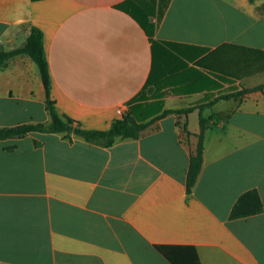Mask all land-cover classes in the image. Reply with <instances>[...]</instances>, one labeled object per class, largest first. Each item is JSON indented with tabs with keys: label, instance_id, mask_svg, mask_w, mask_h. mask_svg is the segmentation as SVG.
Masks as SVG:
<instances>
[{
	"label": "crops",
	"instance_id": "1",
	"mask_svg": "<svg viewBox=\"0 0 264 264\" xmlns=\"http://www.w3.org/2000/svg\"><path fill=\"white\" fill-rule=\"evenodd\" d=\"M32 26L57 112L84 129H109L144 89L161 107L141 108L138 122L264 84V0H0V50L21 47ZM227 52L247 65L208 80L198 64ZM45 99L29 56L0 67V127L48 121ZM249 190L262 212L230 219ZM159 245L193 246L201 264H264V88L110 146L46 132L0 139V264H171Z\"/></svg>",
	"mask_w": 264,
	"mask_h": 264
},
{
	"label": "trees",
	"instance_id": "2",
	"mask_svg": "<svg viewBox=\"0 0 264 264\" xmlns=\"http://www.w3.org/2000/svg\"><path fill=\"white\" fill-rule=\"evenodd\" d=\"M137 19V18H136ZM27 55L35 63L42 84L45 90L44 107L48 113L49 120L38 123H25L13 127H0V139L20 138L30 132H46V133H61L64 137L69 138L70 134L82 137L85 141L102 146L112 145L116 138H137L141 131L147 128L154 121L169 115V114H188L195 109L202 110L205 107H210L219 100H228L230 98L241 97L247 92L253 90H262L264 84L258 85L254 88H242L235 92L222 93L215 96L209 102L189 106L181 109H163L158 114L154 115L147 122H138L136 114L141 109L146 107L147 110L160 109V105L152 102V106L146 104L148 99L146 93L149 95L150 89L145 92V89L135 96L129 103L128 109L120 118L115 119L110 128L107 130L84 129L80 127L79 123L74 119L60 115L55 107L54 100L51 97V78L48 69V63L43 47L42 31L35 26H32L30 33L26 38L24 44L16 49L9 51L0 50V67H3L8 59L17 55ZM208 119L199 118L200 132L198 133V142L195 153L190 156L187 176H186V191L189 193L196 182L198 173L202 164V150L205 124ZM38 145V142H35ZM263 210L262 201L256 190H249L241 194L236 202L233 204L230 211V219L245 218L248 216L261 213ZM156 249L171 263V264H201L198 254L193 246H171L159 245Z\"/></svg>",
	"mask_w": 264,
	"mask_h": 264
},
{
	"label": "rangeland",
	"instance_id": "3",
	"mask_svg": "<svg viewBox=\"0 0 264 264\" xmlns=\"http://www.w3.org/2000/svg\"><path fill=\"white\" fill-rule=\"evenodd\" d=\"M247 63L248 62H246L242 56H237V53L227 52L222 54L214 64L202 62L198 65H200L202 71L207 76L206 78L210 80L209 78L220 79L223 77L225 71L241 69L245 67ZM151 106L152 102L149 103V107Z\"/></svg>",
	"mask_w": 264,
	"mask_h": 264
},
{
	"label": "built area",
	"instance_id": "4",
	"mask_svg": "<svg viewBox=\"0 0 264 264\" xmlns=\"http://www.w3.org/2000/svg\"><path fill=\"white\" fill-rule=\"evenodd\" d=\"M124 112H125L124 109H121V108H118V109H117V113H118L119 115L124 114Z\"/></svg>",
	"mask_w": 264,
	"mask_h": 264
}]
</instances>
